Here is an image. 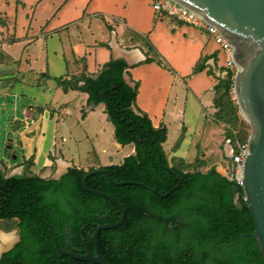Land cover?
<instances>
[{
	"label": "trees",
	"instance_id": "obj_1",
	"mask_svg": "<svg viewBox=\"0 0 264 264\" xmlns=\"http://www.w3.org/2000/svg\"><path fill=\"white\" fill-rule=\"evenodd\" d=\"M210 57H204L195 71L207 67L215 77L213 90L219 94L213 96V106L218 115L224 101L233 100L234 73L223 59L218 70L224 74L215 76L205 63ZM152 60L146 57L145 61ZM127 68L124 60L110 59L96 76L81 72L55 78L63 91H84L88 103H103L115 140L134 146V153L121 163L96 168L106 169L115 181L143 183L158 193L168 192L180 181L179 188L160 197L138 184L113 185L102 173L89 175L88 187L112 195L126 212L121 225L99 232L102 256L112 264H263L256 241L250 235L241 236L254 229L242 186L215 167L202 172L169 165L162 147L166 128L153 126L145 113L132 108L137 86L125 81ZM227 134L225 138H235L232 130ZM32 163L31 157L24 161L27 169ZM86 173L72 167L56 180L26 172L5 177L0 172V219L15 218L20 230V240L2 253L0 264H95L70 256L59 259L49 232L51 228L57 245L65 248L68 229L74 249L94 252L96 226L119 220L116 204L84 189L81 180Z\"/></svg>",
	"mask_w": 264,
	"mask_h": 264
},
{
	"label": "crops",
	"instance_id": "obj_2",
	"mask_svg": "<svg viewBox=\"0 0 264 264\" xmlns=\"http://www.w3.org/2000/svg\"><path fill=\"white\" fill-rule=\"evenodd\" d=\"M207 56L215 58L217 65L223 63V54L208 33L169 17L156 19L151 0H0V124L3 129L13 117V124L31 128L38 122L35 114L69 115L68 105L76 101L83 128L74 130L73 138L91 139L92 148L101 147L105 153L104 105L99 109L103 121L96 117L103 103H88L84 91H63L55 78L81 72L96 76L110 59H122L128 65L125 81L137 86L132 108L145 113L153 126L166 128L162 145L171 130L177 134L174 146L178 150L186 134L200 127L205 108L213 105L215 77L207 67L195 71ZM146 57L153 60L147 62ZM25 117L31 118L29 123ZM111 131V144L117 151L129 145L115 140L113 125ZM132 153L131 145L122 158ZM184 154L172 157L184 159ZM5 158L1 153L0 172L5 177L27 173L36 163L34 155L28 169L24 161L29 157L18 163ZM52 159L57 168H64L57 174L49 173ZM94 159L76 165L73 159L48 151L47 162L35 174L57 178L72 167L88 170L111 164ZM3 226L0 253L19 239V228L13 232Z\"/></svg>",
	"mask_w": 264,
	"mask_h": 264
},
{
	"label": "water",
	"instance_id": "obj_3",
	"mask_svg": "<svg viewBox=\"0 0 264 264\" xmlns=\"http://www.w3.org/2000/svg\"><path fill=\"white\" fill-rule=\"evenodd\" d=\"M173 1L198 14L205 22L214 26L221 33L226 43L232 47L231 55L237 66L233 82L234 97L239 109L252 128V133L248 138V154L243 161L242 188L244 199L248 203L253 218L254 229L248 234H241V236L250 235L256 241L264 264V0ZM211 64L213 65V63ZM9 147L10 145H8ZM85 171L87 173L81 180L84 189L116 204L121 213L119 220L96 226L92 234L94 252L87 249L85 253H82L74 249L69 241L67 245L70 250L64 251L56 244V238L51 228H49V232L59 251V258L62 255H68L95 264H112L100 253L98 234L101 230L113 229L121 225L126 212L122 204L112 195L88 187L86 184L87 177L95 173H102L107 181L113 185L138 184L150 189L160 197H165L171 191L179 188L180 181L168 192L158 193L156 189L143 183L115 181L104 168H93ZM219 173L232 180L230 175ZM66 232L68 233V231ZM14 244L3 252L11 249ZM3 252L0 253V256Z\"/></svg>",
	"mask_w": 264,
	"mask_h": 264
},
{
	"label": "rangeland",
	"instance_id": "obj_4",
	"mask_svg": "<svg viewBox=\"0 0 264 264\" xmlns=\"http://www.w3.org/2000/svg\"><path fill=\"white\" fill-rule=\"evenodd\" d=\"M67 70L68 66L65 68V71ZM232 90L231 97L234 101H224L223 110L219 111L218 115H216L217 108L213 105L205 108L204 117L202 114L199 119L200 127L196 131L192 130L186 134L185 140L178 150L174 146L177 134L173 135L171 130L170 138L162 145L169 165L180 167L184 171L195 169L205 171L210 167H215L219 172L231 175V162L224 150L225 136L231 130L232 135L238 138H249L252 133L251 125L239 109ZM214 94V96H217L219 93ZM225 98L227 97H224L223 100ZM60 100H57V102L52 101V104L56 105ZM75 102L72 101L68 105L70 108L69 115L63 114L64 112H60L59 115L56 113L54 116L35 114V119L38 122L31 128H26L22 124H13V117L7 119L8 124L3 129L2 124H0V154L4 152L5 160L12 163H18L23 161L24 158L34 155L36 163L34 168L27 171L28 174H35L47 162L48 151H51L54 155L71 158L76 165H84L93 160L95 161V157L100 158L102 163H121L122 156L127 153L133 144H129L121 151H117L112 146V124L107 117H104L103 121L99 115V109L102 108L103 104H100L96 109V117L98 121L101 120L105 124L107 151L103 153L100 150L101 147L97 146L92 148L93 141L91 139L75 140L73 138L72 133L74 130L80 131L83 128L80 115L77 114L79 111L76 110ZM201 102L203 105L204 99ZM35 126L37 128H34ZM8 143H10L9 148H7ZM183 152L185 153L184 159L172 157L181 156ZM61 169L64 168H57L52 159L49 173L56 172L55 174H57ZM15 222L16 219L12 218L0 221V224L5 225L4 228L14 232L16 230Z\"/></svg>",
	"mask_w": 264,
	"mask_h": 264
},
{
	"label": "built area",
	"instance_id": "obj_5",
	"mask_svg": "<svg viewBox=\"0 0 264 264\" xmlns=\"http://www.w3.org/2000/svg\"><path fill=\"white\" fill-rule=\"evenodd\" d=\"M151 3L154 11V17L156 19L169 17L178 22L192 25L199 30H203L208 33L223 54L224 66L233 71L234 75L232 78L234 79L237 66L231 55L232 47L226 43L221 33L214 26L205 22L198 14L173 0H151ZM208 60L205 63L212 67L215 76L218 77L219 75L224 74V72H220L218 70V65L214 63L213 58ZM211 63H213V65ZM232 92L234 93L233 90ZM30 119L31 118L25 117V123H29ZM224 141V150L226 156L229 157L231 162L230 176L232 177V180H235L237 184L242 186L243 161L248 154V137L244 140H240L238 137H235L233 140L226 137ZM227 146H229L228 151L226 150Z\"/></svg>",
	"mask_w": 264,
	"mask_h": 264
},
{
	"label": "flooded vegetation",
	"instance_id": "obj_6",
	"mask_svg": "<svg viewBox=\"0 0 264 264\" xmlns=\"http://www.w3.org/2000/svg\"><path fill=\"white\" fill-rule=\"evenodd\" d=\"M60 176H61V175H60ZM60 176H59V177H60ZM59 177H57V178H55V179L57 180V179H59ZM50 179H54V178H50ZM66 231H68V233H67ZM65 232L67 233V235H66V237H67V241H70L69 230L66 229ZM19 240H20V230H19ZM19 240H18V241H19ZM18 241H17V242H18ZM67 241H66V239L64 240V242H65V248H60V247H59V248L62 249V250H64V251H68V250H70V247H69L68 245H66V244L68 243ZM17 242H16V243H17ZM16 243H15V244H16ZM15 244H14V245H15ZM56 244H57V243H56ZM71 245H72V244H71ZM55 246H56V245H55ZM72 247H73V246H72ZM56 249H57V248H56ZM75 249H77V248H75ZM79 250H80V249H79ZM57 251H58V249H57ZM58 255H59V251H58ZM62 256H68V255H62ZM62 256H61V257H62ZM61 257H60V258H61ZM70 257H71V256H70ZM60 258H59V259H60Z\"/></svg>",
	"mask_w": 264,
	"mask_h": 264
}]
</instances>
